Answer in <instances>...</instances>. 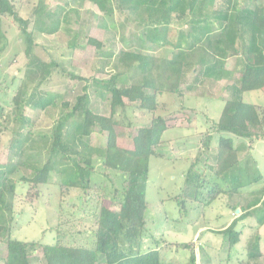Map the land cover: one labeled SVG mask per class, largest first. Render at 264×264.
Returning a JSON list of instances; mask_svg holds the SVG:
<instances>
[{"label":"rangeland","instance_id":"rangeland-1","mask_svg":"<svg viewBox=\"0 0 264 264\" xmlns=\"http://www.w3.org/2000/svg\"><path fill=\"white\" fill-rule=\"evenodd\" d=\"M7 1L26 25L24 31L13 16L0 15V182L6 179L14 186L10 201L5 193L11 210H0L4 227L0 261L6 257L7 240L38 245L28 255L29 264H45L41 245L93 249L100 211L119 209L124 176L105 167L107 133L94 127L88 137L75 134L82 120L79 115L63 128L62 143L78 152L70 157L90 176L86 187L80 182L78 187L62 186L74 168L60 150L52 152L54 131L77 98L85 95L88 111L115 122L120 148L132 149L140 129L151 127L153 121L159 124L146 142L153 154L149 156L143 253L158 251L161 264H193L192 255L194 264H264V253L253 254L264 240L263 89L241 94L243 102L259 108L260 136L245 139L216 130L226 102L234 98L232 87H238L243 65L264 67V52H247L253 30L242 25L236 26L232 51L216 46L214 34L220 25L213 21L215 13L230 5L232 11L257 6L264 15V0H158L151 9L149 4L137 7L123 0ZM169 8L172 13L165 24L162 15ZM196 19L211 20L212 42L198 45L185 59L181 76L169 79L164 61L177 53L172 44L179 34L192 32ZM204 47L207 54L199 49ZM123 53L147 57L148 71L142 73L138 62L128 68L130 62L120 60ZM201 63H215V75L206 76ZM118 73H123L116 79L119 88L149 75L155 91H145L155 96V108L146 110L139 101L125 99L124 108L113 112L105 86ZM221 137L231 139L237 150L236 169L246 184L238 194L230 192L235 183L226 186L228 181L222 182L216 174L214 155ZM48 159L47 182H29ZM197 177V187L186 181ZM215 185L220 193L211 201L209 191ZM254 201L258 204L249 208ZM246 213L250 216L235 227L239 241L230 246L221 231ZM97 264H105L103 257Z\"/></svg>","mask_w":264,"mask_h":264},{"label":"trees","instance_id":"trees-1","mask_svg":"<svg viewBox=\"0 0 264 264\" xmlns=\"http://www.w3.org/2000/svg\"><path fill=\"white\" fill-rule=\"evenodd\" d=\"M96 2L97 0H92ZM158 0H123V2L133 3L139 7L142 3L149 4V8H153ZM173 8V7H171ZM164 10L162 21L167 24L168 17L172 13V9ZM220 12V11H219ZM214 14L213 21L219 22V32L214 34L216 46L222 47L223 50H233L236 47L235 38L237 37L236 26L242 25L252 28L253 35L250 45L247 48L248 53L264 52V15L263 9L257 6L243 7L239 10L232 11L231 5L225 11ZM9 14L14 17L15 21L25 31L26 21L16 15L12 6L7 0H0V15ZM213 23L208 19L192 20V32L187 34H179L177 41L172 46L177 49L170 59L164 61L165 68L170 71L169 79L177 80L182 74L185 59L194 53L195 48L200 44L208 46L212 42L211 25ZM91 43H95L92 41ZM185 48H182V45ZM32 42L27 39V54L30 55ZM204 54H207L208 47L199 48ZM262 49V50H261ZM121 62L128 61V68H132L133 62H138L137 67L142 73L148 71L149 59L147 57L134 54L123 53ZM204 60V59H203ZM125 62V63H126ZM204 65L203 73L206 76H214L216 65L201 63ZM206 64V65H205ZM202 65V66H203ZM264 65V63H263ZM118 73L111 77L105 88L111 95V109L124 108V100L130 102L139 101L140 106L146 110L155 108V96L148 94L145 90L155 91L154 82L149 75L144 76L138 83L128 87H117L116 79L122 76ZM264 74V67L258 64H244L240 73L238 87H232L234 98L226 102L219 121L216 125L218 133L233 134L240 138L250 139L253 136H260L262 133L263 122L259 116V108L253 104L245 103L241 99V94L256 92L264 88V80L261 78ZM75 79V78H74ZM80 80L79 78H76ZM175 91V89H172ZM86 96L77 98L72 111L62 117L58 122L53 135L52 152L60 150L62 156L66 160L73 163L74 170L72 176L62 186L78 187V182L83 186H87L90 172L79 164V161L72 159L71 155H78L76 150L71 149L67 144L62 143V130L68 124L69 120L79 115L82 120L76 126V131L82 137H88L94 127L107 133L106 149H105V167L109 170L118 171L124 176L122 181L123 196L118 210L102 209L97 217V232L95 235V244L93 249H83L76 247H65L60 244L41 245V252L45 264H97L100 257H103L105 264H161L158 251H149L143 253L141 251L142 235L145 226L146 205V189L149 173V156L153 154L152 150L146 149V142L152 131L158 128L157 121H153L151 127L143 128L138 131L137 136L133 139L132 149H123L116 145V135L114 131L115 122L110 118L95 115L85 108ZM66 106V105H64ZM242 125V127L240 126ZM211 137L207 139L205 146H209ZM23 141H18L16 148L22 146ZM84 164L87 162L83 160ZM239 167L237 150L232 146V140L221 137L219 139L217 156H216V174L222 177V182H226V186L235 183L230 187V192L238 194L239 190L246 184H243L242 175L236 168ZM51 171V159L40 168L35 169V175L29 182L39 185L45 184ZM191 169L189 170V172ZM63 172V171H62ZM190 174V173H188ZM244 176V175H243ZM196 178V177H195ZM244 178V177H243ZM198 179V177H197ZM256 178L255 180H257ZM4 179L0 182V210L10 211L11 205L5 199V193L9 194L11 200L14 186L7 184ZM254 180V179H253ZM197 187L198 180L186 179ZM229 183V184H228ZM228 184V185H227ZM216 186V185H215ZM213 193L211 201L214 200L220 189L216 186L209 191ZM258 204L254 201L249 208ZM250 214L239 215L232 221L229 227L222 234L228 236L230 246L238 243L239 234L235 232L236 224L239 220L249 217ZM262 223L261 217L258 218ZM4 227L0 226V235L3 233ZM38 246L35 243H23L16 240H7L5 243L6 257L0 261V264H29L28 255L33 248ZM254 257L261 256L258 250L255 251ZM190 262L194 264L195 259L192 255Z\"/></svg>","mask_w":264,"mask_h":264},{"label":"crops","instance_id":"crops-1","mask_svg":"<svg viewBox=\"0 0 264 264\" xmlns=\"http://www.w3.org/2000/svg\"><path fill=\"white\" fill-rule=\"evenodd\" d=\"M257 92V91H256ZM263 93H264V88H263ZM217 122V121H216ZM245 139H247V138H245ZM216 156H217V153L214 155V161L216 160ZM237 156H238V154H237ZM261 179H264V177H261ZM260 179V180H261ZM246 186V185H245ZM244 186V187H245ZM246 188V187H245ZM239 192H240V190H239ZM260 230V229H259ZM264 230V229H263ZM260 232V231H259ZM261 233H263V231L261 232ZM264 235V234H263ZM263 238V237H262ZM261 238V240H260V242H259V246H258V251L260 252V253H264V249H262L264 246V240ZM262 247V248H261ZM262 254H261V256H262Z\"/></svg>","mask_w":264,"mask_h":264}]
</instances>
